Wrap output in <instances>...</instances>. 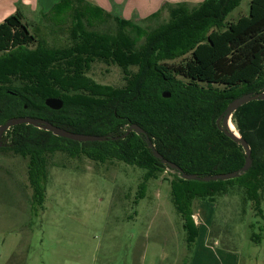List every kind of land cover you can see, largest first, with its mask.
Returning <instances> with one entry per match:
<instances>
[{
  "label": "trees",
  "instance_id": "trees-1",
  "mask_svg": "<svg viewBox=\"0 0 264 264\" xmlns=\"http://www.w3.org/2000/svg\"><path fill=\"white\" fill-rule=\"evenodd\" d=\"M187 3L165 2L145 18L118 19L84 0H61L42 16L57 24L69 18L74 21L64 46L40 43L21 11L0 23V125L10 117L29 115L70 131L109 136L80 142L28 123L10 127L3 136L10 141L0 149L29 157L38 205L45 200L47 154L56 151L101 162L123 161L145 169L146 178L158 177L168 165L153 154L145 135L130 131L122 136L132 123L140 125L155 148L186 173L205 176L244 165V148L222 131L217 120L233 99L264 92V0H250L248 13L230 21L227 16L241 0H203L192 9ZM76 4L116 20L122 36L91 29L99 22ZM166 7L170 19L150 27L148 21ZM36 41L40 44L30 49ZM188 53L189 59L174 67L161 63ZM96 60L117 64L125 83L114 86L93 81L88 72ZM164 91L171 95L163 96ZM47 97H60L62 108L48 107ZM232 119L252 150L253 163L247 171L209 181L185 179L175 171L170 180L188 243L198 234L193 218L197 200L214 201L231 188H244L247 198L262 212L264 99L241 105ZM251 238L257 239L256 235Z\"/></svg>",
  "mask_w": 264,
  "mask_h": 264
},
{
  "label": "rangeland",
  "instance_id": "rangeland-1",
  "mask_svg": "<svg viewBox=\"0 0 264 264\" xmlns=\"http://www.w3.org/2000/svg\"><path fill=\"white\" fill-rule=\"evenodd\" d=\"M249 3L241 0L226 19L247 14ZM76 5L99 22L91 29L122 36L116 20ZM195 5L187 3L190 9ZM169 19L166 7L147 24L155 27ZM26 22L48 47L67 44L74 23L69 18L57 24L42 15L30 16ZM143 40L139 30V42ZM38 44L33 42L29 48ZM189 57L190 53L161 63L171 68ZM88 76L99 84L125 83L122 69L102 60L93 62ZM29 163V157L0 149V264H188L195 253V242L188 244L184 219L174 202L170 183L174 171L167 168L158 177L146 178L145 169L123 161L101 162L56 151L47 154L45 200L40 206L34 197ZM202 201L214 211L212 233L221 234L217 246L235 255L237 264H264V190L261 213L244 188L234 187L214 201Z\"/></svg>",
  "mask_w": 264,
  "mask_h": 264
},
{
  "label": "crops",
  "instance_id": "crops-1",
  "mask_svg": "<svg viewBox=\"0 0 264 264\" xmlns=\"http://www.w3.org/2000/svg\"><path fill=\"white\" fill-rule=\"evenodd\" d=\"M118 19H141L160 10L165 2L200 3L203 0H84ZM61 0H0V23L8 16L21 11L24 20L30 16H41L50 11ZM213 210L205 201H196L193 218L198 226L195 250L188 264H237V257L230 251L219 248L221 234L212 233ZM186 232V231H185ZM186 238V237H185ZM187 240V239H186ZM211 240L214 244H211ZM192 242V243H194ZM188 243V244H192Z\"/></svg>",
  "mask_w": 264,
  "mask_h": 264
},
{
  "label": "water",
  "instance_id": "water-1",
  "mask_svg": "<svg viewBox=\"0 0 264 264\" xmlns=\"http://www.w3.org/2000/svg\"><path fill=\"white\" fill-rule=\"evenodd\" d=\"M8 93L10 94H17L15 91L8 89ZM171 95L170 92L164 91L163 96L169 97ZM255 99H264V92L260 93H245L241 95L240 97H237L233 99L229 105L226 108V111L218 118V122L220 123L219 127L222 129V131L228 135L230 138H232L234 141L237 143H240L242 147L245 150L246 158H245V163L244 165L239 169L231 172H225V173H215V174H209L205 176H201L196 173H186L183 171V169L175 162L168 160L165 158L156 148L153 142L151 141L149 135L145 132V130L138 124L132 123L129 125L127 128V131L125 134L122 136L124 137L127 133L130 131H135L139 134H144L146 141L148 142L149 146L151 147L153 154L157 157L160 158L162 163L168 165V169L172 171H177L180 173V175L185 178V179H201L204 181H209V180H225V179H230L233 177L239 176L241 173L247 171L252 163V150L251 147L249 146L247 140L241 136V134L238 132L233 131L231 128V123L235 125L233 122L232 116L233 113L236 109H238L241 105ZM45 103L48 107L52 109H61L63 106V100L60 97H47L45 99ZM21 123H28L32 124L36 127L49 130L55 135L61 136V137H66L69 139H73L76 141H101L108 139L109 136L105 135H100V134H90V133H78L74 131H70L68 129H65L61 126L55 125L51 121L42 118V117H32L29 115L26 116H14L10 117L5 123L0 125V147L5 146L6 143L3 141V135L5 132L12 126L21 124ZM236 126V125H235ZM115 138V137H114Z\"/></svg>",
  "mask_w": 264,
  "mask_h": 264
},
{
  "label": "bare ground",
  "instance_id": "bare-ground-1",
  "mask_svg": "<svg viewBox=\"0 0 264 264\" xmlns=\"http://www.w3.org/2000/svg\"><path fill=\"white\" fill-rule=\"evenodd\" d=\"M231 128L233 129V131H235V132L238 133V131H237V127H236L234 124H232V123H231Z\"/></svg>",
  "mask_w": 264,
  "mask_h": 264
}]
</instances>
